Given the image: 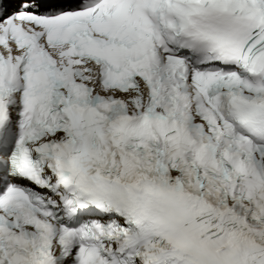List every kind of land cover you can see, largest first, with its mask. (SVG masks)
I'll use <instances>...</instances> for the list:
<instances>
[{
	"label": "snow or ice",
	"instance_id": "6c2138e0",
	"mask_svg": "<svg viewBox=\"0 0 264 264\" xmlns=\"http://www.w3.org/2000/svg\"><path fill=\"white\" fill-rule=\"evenodd\" d=\"M0 264H264V0H0Z\"/></svg>",
	"mask_w": 264,
	"mask_h": 264
}]
</instances>
